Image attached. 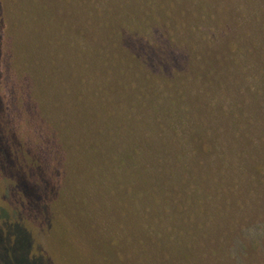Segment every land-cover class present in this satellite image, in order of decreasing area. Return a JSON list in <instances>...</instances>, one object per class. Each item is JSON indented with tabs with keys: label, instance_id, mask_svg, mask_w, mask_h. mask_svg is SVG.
Segmentation results:
<instances>
[{
	"label": "trees",
	"instance_id": "obj_1",
	"mask_svg": "<svg viewBox=\"0 0 264 264\" xmlns=\"http://www.w3.org/2000/svg\"><path fill=\"white\" fill-rule=\"evenodd\" d=\"M263 1L0 0V46L2 29H12L19 52L37 48L30 63L46 62L71 85L59 105L76 129L62 134L84 147L73 165L66 161L63 188L71 180L78 193L86 192L81 183L89 175L92 202L112 223L100 244L108 262L127 264L132 251L137 257L128 264H139L135 243L144 240L149 264H264V105L234 114L224 112L219 100L208 102L231 97L241 65L252 66L264 50ZM137 8L150 17L142 21ZM149 18L165 33L145 26ZM43 21L45 32L31 35L29 27L42 30ZM151 32L154 43L146 39ZM214 34L218 38L206 42ZM194 36L209 49L199 57L193 55ZM146 57L152 67L173 71L168 83L156 82L166 79L163 72L142 76L139 60ZM176 68L196 80L187 85ZM14 168L22 179L28 173L31 202L50 214L55 227L50 209L59 198L50 180L38 165L27 173ZM39 179L42 193L35 187Z\"/></svg>",
	"mask_w": 264,
	"mask_h": 264
},
{
	"label": "rangeland",
	"instance_id": "obj_2",
	"mask_svg": "<svg viewBox=\"0 0 264 264\" xmlns=\"http://www.w3.org/2000/svg\"><path fill=\"white\" fill-rule=\"evenodd\" d=\"M41 1L43 4V0ZM260 5L264 7V1L260 2ZM138 11L140 13L136 15L139 18L142 15V21L146 16L150 17L143 10L138 9ZM36 12L37 15L41 13L38 9ZM242 16L245 17V21H248V15L243 7ZM262 24H264V14L259 21V27H262ZM38 25L43 29L36 30L32 26L30 28L28 23L31 35L45 32L44 21L43 25L41 23ZM151 25L165 33V28L157 22L151 20L145 24V26ZM241 28H244L243 24ZM238 30H241L240 27ZM3 32L2 29L0 46V264H112L106 260L104 251H102L104 248L101 246L103 245L102 240L107 239L111 233L109 225L112 223L108 216L105 220L101 209L92 202V189L89 190L92 183L89 175L85 173L87 178L81 183L86 185L84 188L86 192L78 193L79 189L74 188L75 184L71 180L69 186L66 189L63 188L64 179L67 178L63 170L66 161L73 165L70 160L75 159L76 150L84 147V145H77L79 143L75 137L68 134L65 137L62 134L65 132L63 129H67L70 134L76 129L75 123H71L70 119L67 120V114L63 115V109L59 105L66 89L65 95L72 93L71 85L63 84L56 69L51 72L46 62L35 64L31 60L30 63L29 54L32 51L37 54V48L26 45V48L19 52L12 29L9 32ZM208 32L212 34L211 31ZM15 33L17 37L20 29L16 28ZM214 35L207 38L206 42H214L215 38H218V35ZM29 36L28 31V38ZM154 37L155 35L151 32L146 39L154 43ZM166 38L168 39L167 36ZM204 40L194 36L191 42L194 46V56H201L205 50V53L208 52L209 49L201 43ZM180 41H183V38ZM175 46L178 45L175 44ZM178 47L183 50L186 45L179 42ZM262 53L264 50L252 66L247 63L241 65L243 67V69L240 68L242 77L239 76L240 80L235 81L236 86L235 88L233 86L235 90L232 91L231 97H209L208 102L216 103L215 101L219 100L218 106L222 107L224 112L226 110L234 114L240 110L250 114L252 107L257 109L256 106L264 105V76L261 75L264 73V56ZM245 59L246 62L251 63L250 55H247ZM139 66L142 76H145L146 71L165 73L166 79L163 75L162 79L156 78V82L159 83H168L170 79L167 76L173 72L171 69L152 67L149 57L140 58ZM176 70L181 81H186L187 85L191 80H196L194 76L189 77L178 68ZM226 70L230 74L234 73L230 61L226 65ZM164 87L167 88L168 85ZM262 112L264 113V108ZM12 158L15 164L21 165L25 172L38 165L44 181L48 183L47 180H50L59 198L50 209L54 212L55 227L50 221V214L48 215L44 208L40 210L32 204L33 196L31 197L28 188L30 176L28 177L26 172L27 178L22 179L20 173L14 168L15 164L11 165L14 163ZM72 179L74 180L73 177ZM36 181L35 187L40 190L39 193H42L44 184L41 179ZM59 192H63L61 198ZM108 212H110L109 209ZM129 217L130 223L136 226L138 222L134 215ZM16 223L19 224V228L16 227ZM114 223L113 229L116 232L121 231V223ZM254 229L259 230L257 227ZM142 241L143 243H135L143 257L141 261L139 259V264H149L152 261L151 253L142 252L144 248L146 249V244L144 240ZM133 255L137 257V254L131 251L128 263L135 258ZM113 262V264H126L125 260H113Z\"/></svg>",
	"mask_w": 264,
	"mask_h": 264
}]
</instances>
